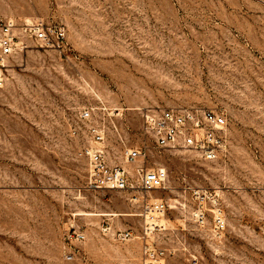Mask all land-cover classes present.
<instances>
[{
  "label": "rangeland",
  "instance_id": "rangeland-1",
  "mask_svg": "<svg viewBox=\"0 0 264 264\" xmlns=\"http://www.w3.org/2000/svg\"><path fill=\"white\" fill-rule=\"evenodd\" d=\"M6 18L66 38L30 39L0 89V264H145L148 245L165 251L156 264H264V0H0ZM166 107L224 112L221 157L156 152L143 114ZM91 124L113 159L123 138L163 168L165 230L145 235L126 193L87 188ZM197 188L217 193L222 238L192 215Z\"/></svg>",
  "mask_w": 264,
  "mask_h": 264
},
{
  "label": "built area",
  "instance_id": "built-area-1",
  "mask_svg": "<svg viewBox=\"0 0 264 264\" xmlns=\"http://www.w3.org/2000/svg\"><path fill=\"white\" fill-rule=\"evenodd\" d=\"M66 38L65 29L47 25L43 20L17 22L12 18L0 19V89L7 84L10 70L17 56L29 48V40L43 48H60ZM92 117L91 110L81 113L83 120ZM142 131L153 143L154 150L194 153L205 161H215L222 155L229 133V123L224 112L198 107H166L147 110L143 114ZM87 134L92 144L84 147L87 159V188L93 191H117L126 193L128 200L137 206L143 220V233L165 230L161 223L168 211L164 199L154 192L166 188L165 172L161 166L152 164L148 148L140 143H128L121 138V160L113 159L106 145L107 133L103 127L91 124ZM195 206L192 215L197 222L210 221L214 238H222L227 229L224 208L217 193L197 188L193 191ZM264 235V211L262 213ZM130 231L120 232L123 239ZM69 241L85 239V233L70 231ZM73 249L67 259H73ZM161 248L145 246V264H156L164 256Z\"/></svg>",
  "mask_w": 264,
  "mask_h": 264
},
{
  "label": "bare ground",
  "instance_id": "bare-ground-1",
  "mask_svg": "<svg viewBox=\"0 0 264 264\" xmlns=\"http://www.w3.org/2000/svg\"><path fill=\"white\" fill-rule=\"evenodd\" d=\"M31 21V20H30ZM87 214H91V213H87Z\"/></svg>",
  "mask_w": 264,
  "mask_h": 264
}]
</instances>
